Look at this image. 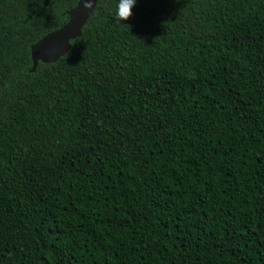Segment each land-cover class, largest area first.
Returning a JSON list of instances; mask_svg holds the SVG:
<instances>
[{
    "label": "trees",
    "instance_id": "trees-1",
    "mask_svg": "<svg viewBox=\"0 0 264 264\" xmlns=\"http://www.w3.org/2000/svg\"><path fill=\"white\" fill-rule=\"evenodd\" d=\"M0 0V264H264V0Z\"/></svg>",
    "mask_w": 264,
    "mask_h": 264
},
{
    "label": "water",
    "instance_id": "water-1",
    "mask_svg": "<svg viewBox=\"0 0 264 264\" xmlns=\"http://www.w3.org/2000/svg\"><path fill=\"white\" fill-rule=\"evenodd\" d=\"M96 1L92 0L90 6L85 7L81 0H77L76 4L68 9V20L63 25L46 33L30 46L32 60L30 71L36 68L38 61L54 62L69 50L70 40L81 34Z\"/></svg>",
    "mask_w": 264,
    "mask_h": 264
},
{
    "label": "clouds",
    "instance_id": "clouds-1",
    "mask_svg": "<svg viewBox=\"0 0 264 264\" xmlns=\"http://www.w3.org/2000/svg\"><path fill=\"white\" fill-rule=\"evenodd\" d=\"M82 4L85 7L90 6L92 0H81ZM137 3V0H117L114 18L117 22H120L122 19H127L132 14V9Z\"/></svg>",
    "mask_w": 264,
    "mask_h": 264
}]
</instances>
